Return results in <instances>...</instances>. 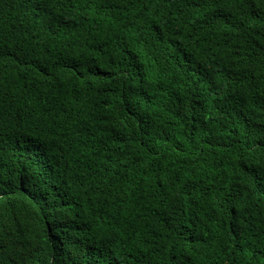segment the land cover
I'll return each mask as SVG.
<instances>
[{
    "label": "trees",
    "instance_id": "trees-1",
    "mask_svg": "<svg viewBox=\"0 0 264 264\" xmlns=\"http://www.w3.org/2000/svg\"><path fill=\"white\" fill-rule=\"evenodd\" d=\"M0 264H264V0H0Z\"/></svg>",
    "mask_w": 264,
    "mask_h": 264
}]
</instances>
